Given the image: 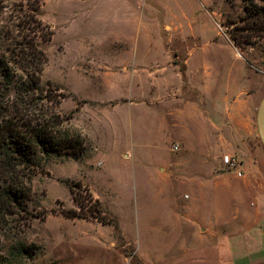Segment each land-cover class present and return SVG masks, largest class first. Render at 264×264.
Here are the masks:
<instances>
[{"label": "rangeland", "instance_id": "obj_1", "mask_svg": "<svg viewBox=\"0 0 264 264\" xmlns=\"http://www.w3.org/2000/svg\"><path fill=\"white\" fill-rule=\"evenodd\" d=\"M135 4L136 0H40L35 13L54 33L50 42L38 39L48 57L42 73L45 92L17 101L2 86L1 71L4 64L13 69L24 65L18 53L34 38L25 25L35 4L0 0V104L8 107L17 101L25 117L35 119L51 120L57 113L63 122L59 129L81 134L86 147L79 159L52 154L34 168L18 166L8 173L0 166V188L11 184L27 197L23 205L0 202V264H125L115 249L116 239L147 237L149 229L163 221L160 212L186 204L189 188L177 177L173 181L177 185L171 188L157 162L179 156L193 159L197 153L169 152L163 142L136 149L129 139L125 143L129 158H125L127 150L116 148L112 131H102L101 144L93 135L85 136L84 130L92 132L90 122L81 117L72 120L80 101L72 90L89 98L107 95L98 92L96 82L90 86L79 82L74 69L85 65L78 69L80 73L99 74L91 54L115 51L114 36L136 38L141 49L151 47L159 60L171 51L172 64L183 73L190 53L194 51L189 58L193 71L201 62L196 57L208 50L220 82L234 84L236 79L238 88L252 83V93L264 91V40L242 50L228 37V19L244 14L243 0H140L139 28L131 19L125 21ZM184 79L189 83L187 76ZM48 82L57 90L49 88ZM95 105L90 102L91 108ZM68 116L72 118L66 120ZM230 173L237 175V171ZM79 202L97 206L105 224L91 215L73 219L63 214L80 212Z\"/></svg>", "mask_w": 264, "mask_h": 264}, {"label": "crops", "instance_id": "obj_2", "mask_svg": "<svg viewBox=\"0 0 264 264\" xmlns=\"http://www.w3.org/2000/svg\"><path fill=\"white\" fill-rule=\"evenodd\" d=\"M139 5L136 0L125 19L138 28ZM116 42L127 45L113 46ZM114 43L115 51L91 54L99 74L80 73L85 65L74 69L79 82H96L98 92L107 95L89 98L72 90L80 99L72 120L90 122L92 132L83 128L85 136L100 143L109 129L121 151L130 139L136 149L163 142L169 152L197 153L193 159L158 160L171 188L176 177L189 188L187 202L160 212L163 221L147 237L116 239L124 263L264 264V91L251 92L250 73L247 86L238 88L236 79L220 82L207 49L196 57L201 62L193 71L190 53L183 73L172 64L171 51L159 60L136 38L121 34ZM225 156L241 159L242 177L226 171Z\"/></svg>", "mask_w": 264, "mask_h": 264}, {"label": "trees", "instance_id": "obj_3", "mask_svg": "<svg viewBox=\"0 0 264 264\" xmlns=\"http://www.w3.org/2000/svg\"><path fill=\"white\" fill-rule=\"evenodd\" d=\"M33 1L34 14L26 23L25 30L33 34L34 38L28 39L18 53L20 62L24 65L21 64L20 68L13 69L8 64H4L1 71L2 86H5L4 89L11 94L13 93L17 101L45 92L42 88V73L48 57L38 39L46 43L50 42L54 36L50 30L51 27L40 20L35 13L40 8V0ZM243 2L244 14L238 18L228 19L227 29L228 37L234 47L245 50L264 40V4L259 0H243ZM31 35L26 36V40ZM48 87L51 88L54 85L48 82ZM62 96L66 98L65 95ZM17 101L14 105L12 104L13 107L10 103L8 107L0 104V166L5 173L13 171L18 166L34 168L40 159L52 154H63L74 157V159L80 158L86 150L81 134H72L59 129L63 122L57 113L53 114L51 120L35 119L29 115L25 117ZM56 104L59 105L60 102ZM71 118L68 116L66 120ZM25 195L23 191H19L11 184L0 188V202L3 204L11 202L23 205L24 199H27ZM78 205L80 212L64 211L63 214L73 219L87 218L91 215L105 224V220L99 216L100 211L97 206L88 207L83 202H79Z\"/></svg>", "mask_w": 264, "mask_h": 264}, {"label": "built area", "instance_id": "obj_4", "mask_svg": "<svg viewBox=\"0 0 264 264\" xmlns=\"http://www.w3.org/2000/svg\"><path fill=\"white\" fill-rule=\"evenodd\" d=\"M175 151L179 150L178 146L174 147ZM224 165L226 166V171H237L239 177L243 176V172L239 170L241 166V161L237 157L225 156L223 158Z\"/></svg>", "mask_w": 264, "mask_h": 264}]
</instances>
